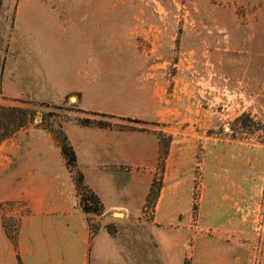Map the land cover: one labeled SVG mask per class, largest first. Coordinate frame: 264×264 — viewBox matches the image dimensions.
<instances>
[{"label":"rangeland","instance_id":"obj_1","mask_svg":"<svg viewBox=\"0 0 264 264\" xmlns=\"http://www.w3.org/2000/svg\"><path fill=\"white\" fill-rule=\"evenodd\" d=\"M1 80L25 97L0 105L26 110L24 126L56 140L65 123L87 120L156 136L142 221L123 225V238L139 237L142 222L179 226L204 249L180 264H264V0H0ZM81 89L114 113L80 110ZM13 124L0 136L24 127ZM11 165L1 153L0 264H50L25 255L33 240L20 229Z\"/></svg>","mask_w":264,"mask_h":264},{"label":"crops","instance_id":"obj_2","mask_svg":"<svg viewBox=\"0 0 264 264\" xmlns=\"http://www.w3.org/2000/svg\"><path fill=\"white\" fill-rule=\"evenodd\" d=\"M11 74L15 80L21 76L19 71ZM2 80L1 94L5 97L0 98V104L25 97L6 88ZM92 85L88 80L87 88ZM84 90H77L81 93L80 110L114 113L87 104ZM62 129L74 151L76 170L99 198L102 211L95 215L82 210L73 174L48 128L30 123L18 129L0 142V154L11 158V198L18 201L21 232L28 241L33 240L24 249L27 257L49 258L50 264L53 260L68 264L71 258L79 264H148L147 258L155 255L164 264H180L187 253L193 260L204 253L198 236H189L179 226L142 222L139 237L132 235L134 223L142 221L140 214L159 159L158 140L152 132L73 121ZM94 222L96 232L90 228ZM107 225L114 226L113 234L107 232ZM123 225L131 227L130 239L122 237ZM207 256L201 255L200 264H212Z\"/></svg>","mask_w":264,"mask_h":264},{"label":"trees","instance_id":"obj_3","mask_svg":"<svg viewBox=\"0 0 264 264\" xmlns=\"http://www.w3.org/2000/svg\"><path fill=\"white\" fill-rule=\"evenodd\" d=\"M15 112H20V115L19 116L16 115ZM92 113L93 114H99L98 112H92ZM0 115H2V117L5 116L6 120L8 119V122L0 119V127H2L5 130V132L7 130L9 123L15 122V124L12 125L13 129L11 131L13 132L16 129L24 126L27 122V117L30 116L29 112H26V110H24V109L7 108L5 110V107L1 106V105H0ZM100 115H105V114L100 113ZM133 120L138 121L136 119H133ZM87 122L90 123L89 120H87ZM87 122L82 123V124H87ZM94 125L99 126V127L110 126V124H97V123ZM7 136H8V133L2 134L0 136V140L6 138ZM57 142L60 146L61 154L64 158L65 164H66L67 168L69 169V171L73 174L75 187H76V190L78 191L79 203H80L82 210L86 213H95V214L100 213L102 211V204H101L99 198L92 191H90V189L83 183L81 173L76 170L75 154H74L72 147L68 143L65 135L63 136V138H58ZM72 168H73V170L74 169L75 170L74 171L70 170ZM74 172L77 173V175H75V177H74ZM84 189H88L90 191V194L89 195L85 194Z\"/></svg>","mask_w":264,"mask_h":264},{"label":"water","instance_id":"obj_4","mask_svg":"<svg viewBox=\"0 0 264 264\" xmlns=\"http://www.w3.org/2000/svg\"><path fill=\"white\" fill-rule=\"evenodd\" d=\"M116 216H120V212H114Z\"/></svg>","mask_w":264,"mask_h":264}]
</instances>
